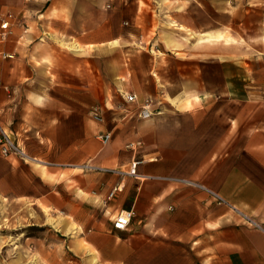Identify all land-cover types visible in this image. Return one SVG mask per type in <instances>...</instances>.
Instances as JSON below:
<instances>
[{
  "label": "crops",
  "instance_id": "1",
  "mask_svg": "<svg viewBox=\"0 0 264 264\" xmlns=\"http://www.w3.org/2000/svg\"><path fill=\"white\" fill-rule=\"evenodd\" d=\"M0 9V126L36 160L0 151V201L53 263L264 264V0Z\"/></svg>",
  "mask_w": 264,
  "mask_h": 264
},
{
  "label": "built area",
  "instance_id": "2",
  "mask_svg": "<svg viewBox=\"0 0 264 264\" xmlns=\"http://www.w3.org/2000/svg\"><path fill=\"white\" fill-rule=\"evenodd\" d=\"M14 20H15V16L13 13L9 11H3L0 9V41L7 40L8 37L12 34V26ZM4 56L7 57L6 54H4ZM136 99L137 97L135 94H128L126 96V100L128 102H135ZM150 113L151 112L148 105L143 106L140 112L141 116L143 117L148 116ZM99 138L102 140L104 144H106L111 139V134L106 133L100 135ZM141 145L142 143L140 141H135L128 143L126 145V148L130 150H135ZM0 151L3 156H16L23 160L36 161L28 153H26L25 150L1 126H0ZM139 164L140 161H133L127 172L121 170H109V169H105L104 171L119 174L122 176L127 175V176L137 177L140 179H145L146 178L145 176H141L137 173V166ZM118 190H120V186H116L111 192L110 196L113 197ZM209 192L216 198V201L218 203L220 204L226 203V201L217 194H214L211 191ZM132 216H133V212L131 210H121L113 221L114 229L118 231L126 230L130 224Z\"/></svg>",
  "mask_w": 264,
  "mask_h": 264
},
{
  "label": "rangeland",
  "instance_id": "3",
  "mask_svg": "<svg viewBox=\"0 0 264 264\" xmlns=\"http://www.w3.org/2000/svg\"><path fill=\"white\" fill-rule=\"evenodd\" d=\"M32 228L19 225L15 213L2 209L0 201V264H65L56 260L54 249L36 246Z\"/></svg>",
  "mask_w": 264,
  "mask_h": 264
}]
</instances>
